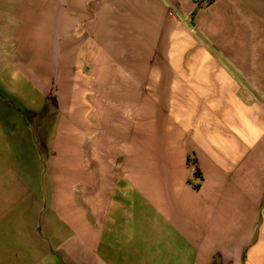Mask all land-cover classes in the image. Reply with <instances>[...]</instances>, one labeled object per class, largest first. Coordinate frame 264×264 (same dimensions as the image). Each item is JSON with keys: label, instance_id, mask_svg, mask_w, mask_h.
Wrapping results in <instances>:
<instances>
[{"label": "crops", "instance_id": "crops-1", "mask_svg": "<svg viewBox=\"0 0 264 264\" xmlns=\"http://www.w3.org/2000/svg\"><path fill=\"white\" fill-rule=\"evenodd\" d=\"M0 264H264V0H0Z\"/></svg>", "mask_w": 264, "mask_h": 264}, {"label": "built area", "instance_id": "built-area-1", "mask_svg": "<svg viewBox=\"0 0 264 264\" xmlns=\"http://www.w3.org/2000/svg\"><path fill=\"white\" fill-rule=\"evenodd\" d=\"M211 0H191L195 8H204L210 4Z\"/></svg>", "mask_w": 264, "mask_h": 264}, {"label": "rangeland", "instance_id": "rangeland-1", "mask_svg": "<svg viewBox=\"0 0 264 264\" xmlns=\"http://www.w3.org/2000/svg\"><path fill=\"white\" fill-rule=\"evenodd\" d=\"M27 88H29V86H28ZM50 126H54V125H53V122L50 123ZM51 128H52V129H55L54 127H50L49 129H51ZM52 129H51V131H50L48 134H47L46 132H44V133H39V134H43V136H44V135H46V136L48 135V136H47V139L51 140V138H52L53 135H54V131H53Z\"/></svg>", "mask_w": 264, "mask_h": 264}, {"label": "trees", "instance_id": "trees-1", "mask_svg": "<svg viewBox=\"0 0 264 264\" xmlns=\"http://www.w3.org/2000/svg\"><path fill=\"white\" fill-rule=\"evenodd\" d=\"M195 176H196V177H198V176H199L197 172H195Z\"/></svg>", "mask_w": 264, "mask_h": 264}]
</instances>
